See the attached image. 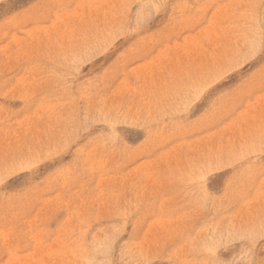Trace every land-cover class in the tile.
Returning a JSON list of instances; mask_svg holds the SVG:
<instances>
[{
	"label": "rangeland",
	"instance_id": "rangeland-1",
	"mask_svg": "<svg viewBox=\"0 0 264 264\" xmlns=\"http://www.w3.org/2000/svg\"><path fill=\"white\" fill-rule=\"evenodd\" d=\"M0 264H264V0H0Z\"/></svg>",
	"mask_w": 264,
	"mask_h": 264
}]
</instances>
